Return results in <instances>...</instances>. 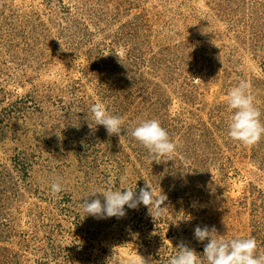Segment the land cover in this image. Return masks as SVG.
Instances as JSON below:
<instances>
[{"label": "rangeland", "instance_id": "rangeland-1", "mask_svg": "<svg viewBox=\"0 0 264 264\" xmlns=\"http://www.w3.org/2000/svg\"><path fill=\"white\" fill-rule=\"evenodd\" d=\"M241 81L264 123V0H0V264H169L182 242L207 264L197 226L264 253V137L228 135ZM150 119L170 161L131 135ZM145 182L167 197L160 217L81 207Z\"/></svg>", "mask_w": 264, "mask_h": 264}, {"label": "clouds", "instance_id": "clouds-1", "mask_svg": "<svg viewBox=\"0 0 264 264\" xmlns=\"http://www.w3.org/2000/svg\"><path fill=\"white\" fill-rule=\"evenodd\" d=\"M249 88L247 82L241 81L228 93L229 107L234 110L228 135L244 146H254L264 137V123L260 120L261 112L255 106ZM90 110L96 126H103L109 136L116 135L121 139L123 124L121 117L110 115L102 103L93 104ZM131 135L156 158H166L170 161L176 152L177 145L170 140L168 132L156 119L141 121L132 130ZM125 181L126 177H122L121 182ZM62 191L63 188L58 181L51 184L53 195ZM100 194L104 197L103 203L99 198L83 199L81 207L87 216L98 219L122 218L126 215V205L130 209H136L143 204L153 218L162 216L166 210L162 205L167 197L164 194L157 196L147 182L138 193L127 188L123 191L109 189ZM194 236L201 243L208 241L203 252L207 264H264V253H257L255 238L219 240L216 238V229L214 227L209 229L207 226L203 228L197 226L194 229ZM177 248L180 251L170 259L169 264H201L199 255L186 244L182 242ZM142 264H145L144 260Z\"/></svg>", "mask_w": 264, "mask_h": 264}]
</instances>
